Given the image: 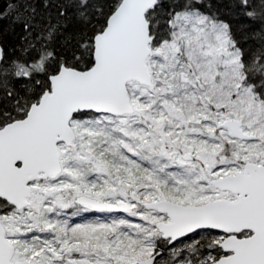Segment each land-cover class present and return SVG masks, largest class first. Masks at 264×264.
I'll return each mask as SVG.
<instances>
[{
  "label": "snow or ice",
  "instance_id": "snow-or-ice-1",
  "mask_svg": "<svg viewBox=\"0 0 264 264\" xmlns=\"http://www.w3.org/2000/svg\"><path fill=\"white\" fill-rule=\"evenodd\" d=\"M0 264H264V0H0Z\"/></svg>",
  "mask_w": 264,
  "mask_h": 264
}]
</instances>
